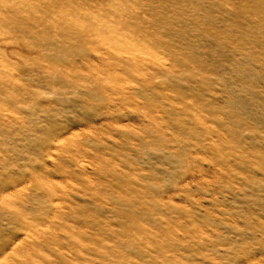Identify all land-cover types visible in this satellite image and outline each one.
I'll return each mask as SVG.
<instances>
[{
    "label": "rangeland",
    "instance_id": "obj_1",
    "mask_svg": "<svg viewBox=\"0 0 264 264\" xmlns=\"http://www.w3.org/2000/svg\"><path fill=\"white\" fill-rule=\"evenodd\" d=\"M0 264H264V0H0Z\"/></svg>",
    "mask_w": 264,
    "mask_h": 264
}]
</instances>
